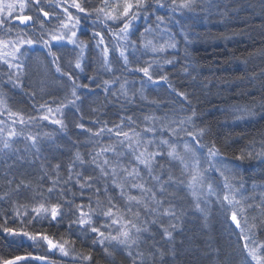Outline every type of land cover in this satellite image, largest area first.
Masks as SVG:
<instances>
[{
	"label": "trees",
	"instance_id": "16d2710c",
	"mask_svg": "<svg viewBox=\"0 0 264 264\" xmlns=\"http://www.w3.org/2000/svg\"><path fill=\"white\" fill-rule=\"evenodd\" d=\"M161 2L165 7L157 8L155 0H148L152 5L149 13L132 27L130 39L138 43L135 50L129 48L132 54L129 55L127 66L123 58L119 57L118 50L111 51L116 48L117 40L95 24L93 17L82 19L78 28L79 39L88 43L86 57L80 69L75 67L78 53L74 49L51 44V52L59 59L54 63L53 57L49 55L50 58H45L47 63L43 68L47 72L53 69L54 78H60L62 73H70L79 99L71 95L72 82L65 75L63 78L69 84L62 92L61 86L46 84L47 78L43 73L35 75L34 70L31 71L32 67L28 72L20 71L18 74L7 65L0 64V102H3L1 106L9 108L7 115L0 112V121H3L0 128L4 129V134L7 129L17 133L11 143L12 148L0 151V194L10 191L7 180H13L11 187H15L23 179L31 184L32 189L0 200V225L3 226L0 227V259H13L29 253L50 256L46 242L41 245L42 249L34 252L30 245L22 244L25 237L20 236L22 239L16 243L5 240L2 233H9L3 228L6 223H10L13 225L11 228L17 230L23 229L33 234L44 233L54 240L63 238L75 241L74 246L69 245L70 251L80 259L78 262L81 264L86 261L81 257L88 254L92 256V260L87 261L89 264H130L125 250L112 246L109 248L112 255H106L103 247L93 244L96 234L91 233L87 226L82 229L78 224L72 223L78 215L75 213V205H87L90 193L85 192L81 196L78 188H73L75 202L72 208H62L63 215L58 216L55 221L50 215L45 217L43 214L33 219L35 213L31 211L40 202L63 203V197L56 194L48 196L50 181L40 183L43 171H51L48 167L51 154L58 153L61 158L68 159L67 164L78 152L84 159H88V153L93 150L92 141L96 139L88 129L94 132L105 125L113 127L120 124L122 116L133 115L139 123L144 116L160 117L166 114L167 120L186 121L183 127L193 132L204 129L201 144L211 146L215 143L220 149L222 156L229 162L228 166L238 176L233 183H243L247 195L258 194L259 188L254 192L253 183L264 185V156L257 155L264 153V0H195L190 8L174 7L171 0ZM98 3L99 0H91L89 6ZM179 3L180 0H177V5ZM58 4L68 6L64 0H41L40 7L50 13L49 20L43 17L35 5L29 4L27 15L31 14L34 22L25 28L12 21V32L8 34L5 29H0V38L11 37L17 40L18 36H23L40 43L42 37L46 39L49 32L59 28L60 20L66 19L62 7H57ZM69 11L74 15H82L72 8ZM157 16L164 17L165 22L159 28L167 31L168 36L173 38L178 46L177 50L153 54L145 52L139 45L140 34L145 28L158 29ZM41 21H44L43 28ZM95 31L104 33L105 43L110 48V70L102 67L100 49L95 47L96 40L93 39ZM147 38L155 41V36L151 33L147 34ZM43 59L41 52L38 61L43 62ZM165 60L172 63H165ZM149 63L152 64V81L142 72L135 71ZM57 66L61 72L56 73ZM116 66L119 67L118 70H115ZM34 69L36 71L37 67ZM10 74L11 81L8 79ZM35 76L42 81L32 80ZM161 76H167V80L159 79ZM141 79L148 82L142 85ZM104 81L116 82L105 86ZM121 84H124L123 92L126 95L119 89ZM46 93L52 97L49 98ZM48 103H51L53 112L57 110L54 106L64 105L63 109L66 111L60 119L63 126L52 123V119H57L55 114L40 107ZM69 108L73 110L69 111ZM241 109H251L255 115L249 117ZM9 113L22 114L25 123L20 124L19 117ZM43 115H49L50 119H40ZM190 116L192 121L188 123ZM241 116L244 118L237 119ZM28 117L35 119L29 120ZM13 120L17 123L13 124ZM33 124L40 130L39 133L32 134L34 129L30 126ZM78 124L84 127H77ZM28 136L36 137L35 147L27 139ZM184 139L190 140L189 137ZM3 140L1 135L2 147ZM21 142L27 150L24 155L19 154V148L23 146ZM45 142L49 146L44 145ZM102 142H108L107 133ZM206 151L205 148V154ZM248 152L253 153L251 159H235L237 155L243 153L246 156ZM165 167L168 165L165 164ZM63 168L66 169L67 166ZM172 173L181 177L179 166L172 168ZM61 175H65V172L62 171ZM213 175L221 180L217 174ZM214 177L211 178L214 180ZM36 190L44 193L43 200L39 197L31 199ZM170 191L175 195L169 199L176 204L178 214H183L180 221H172L178 226L170 241L163 239L159 231L154 229L156 246L166 253L163 264H245L243 241L232 232L225 222V216L217 208L209 206L210 214L205 222L201 213L194 211L187 190L180 191L177 187ZM68 199H72L71 193L68 194ZM25 204L27 208L19 207ZM84 210L88 211V208L85 207ZM98 212L99 209L97 214ZM164 223L167 225L169 221L165 219ZM261 239H264V234ZM151 243H142L141 250H147ZM18 264L37 263L28 259ZM155 264H161L159 257Z\"/></svg>",
	"mask_w": 264,
	"mask_h": 264
},
{
	"label": "snow or ice",
	"instance_id": "6c2138e0",
	"mask_svg": "<svg viewBox=\"0 0 264 264\" xmlns=\"http://www.w3.org/2000/svg\"><path fill=\"white\" fill-rule=\"evenodd\" d=\"M171 2L174 7L190 8L195 0H180L179 5L177 0H171ZM40 3L41 0H14L10 3L0 0V29H5L10 34L12 21H19V24L25 28L30 22H34L33 16L24 14L29 4L35 5L44 18H49L50 13L40 7ZM64 3L68 6L62 7L58 4L57 7H62L66 19L60 20L58 29L48 33L50 39L41 38L43 45L49 48V54L53 57L54 63L59 58L51 52L53 46L51 41H66L67 44L80 48L83 52L87 45L84 41L78 40L77 30L82 19L93 17L95 24L100 25L117 40L116 48L111 51L118 50L119 57L123 58L125 66L128 65L129 55L132 54L129 48L135 50L138 43L130 39L131 29L135 21L146 18L145 14L149 13L152 5L148 3V0H99V3L93 6H89L91 0H64ZM155 4L157 8L165 7L161 0H155ZM17 7L19 14H16ZM69 8L75 9L76 13L82 15H74ZM156 19V27L159 28L165 20L163 16H157ZM43 25L44 21H41L42 28ZM151 32L152 29L149 27L140 34L139 45L145 52L163 53L167 48L176 47V44L172 42L166 41L160 44L154 42V39H148L147 34ZM93 39L96 40L95 47L100 49L102 67L110 70V48L105 43L104 33L93 32ZM34 43L36 41L31 38L25 39L23 36H18L17 40L0 38V64L7 65L9 69H19L21 66L13 62L19 59L21 46L25 44L31 46ZM164 62L172 63L170 60ZM75 67H81L79 59ZM151 67L152 64L149 63L148 66L138 67L135 71L142 72L149 81H152ZM56 71L61 72L59 66ZM62 75L67 76L72 82L71 95L79 99L72 75L70 73H62ZM8 79L12 80L11 74ZM159 79L167 80V76H161ZM115 82L104 81V85L108 86ZM120 90L126 95V92H123L124 84L120 85ZM180 95L184 94L180 93ZM74 102L70 101V103ZM40 107L47 108L48 113L53 111L46 104ZM59 110L58 108L56 111ZM240 111L246 112L249 117L255 115L251 109ZM9 115L18 116V122L25 123L22 114L9 113ZM243 118L237 117V119ZM28 119L33 120L35 117H28ZM40 119L47 121L50 117L43 115ZM120 120V124L113 127L105 125L94 132L88 129L92 137L96 138L92 141L93 150L88 153V159H84L78 152L66 169L60 163H56L49 165L51 171H43L40 183L45 180L50 181V186L47 188L48 196L56 194L64 200L63 203L60 201L38 203L31 209L35 213L33 219L43 214L45 217L50 215L55 221L58 216L63 215L62 208L65 206L72 208L75 202V193L72 189L78 188L81 196H84L85 192L90 195L87 205L84 203L75 205V213L78 215L72 223L78 224L82 229L87 226L91 233L96 234V239L93 240L94 245L103 247L106 255H112L109 251L112 246L125 250L130 264H155L157 257L163 264L166 253L156 246L154 229L158 230L165 240L170 241L173 238V231L178 225L172 221H180L183 213L178 214L176 204L169 197L175 195L170 190L178 187L180 191L187 190L194 211L201 213L205 222L210 214V205L225 216V222L232 232L244 241L242 248L245 264H253V262L264 264V239H261V235L264 234V185L253 183V191L259 188V192L257 195H247L243 183L238 185L233 183L238 176L228 166L229 162L222 156L220 149L215 143L211 146L201 144L204 129L193 132L183 127L186 121L167 120L166 114L160 117L147 115L139 123L133 115L122 116ZM191 121L190 116L187 122ZM51 122L63 126L60 119H52ZM15 123L17 121L13 120V124ZM77 127L84 126L78 124ZM3 132L4 129L0 128V134ZM105 133H107V143L102 142ZM16 135L15 130L9 131L8 139L3 140L0 151L10 149L11 138ZM184 137H189L190 140H185ZM27 139L35 147L36 137L28 136ZM257 155L264 156V153H257ZM252 156V152H248L246 156L241 153L235 159L243 161L245 158L251 159ZM20 159L23 160V157ZM204 163L207 167L203 166ZM165 164L168 165L167 168ZM176 166H179L181 177H176L172 173V168ZM62 171L65 175H61ZM210 174H218L221 182L214 183ZM6 183L10 191L0 194V200L20 195L24 190H32L31 184L23 179L16 183L15 187H11L13 180H7ZM69 193L72 194V199H68ZM37 197L43 200L44 193L36 190L31 199L36 200ZM19 207L27 208L28 206L25 204ZM85 207L88 211L84 210ZM97 209H99L98 214ZM250 213L254 214L250 215ZM17 215H19L18 211ZM25 215L28 213L25 212ZM165 219L169 221L167 225L164 223ZM0 227L3 226L0 225ZM3 230L13 236L26 237L33 242H46L49 250L58 249L64 256L69 255L66 246L75 244V241L69 239L54 240L44 233L32 234L23 229L17 230L10 227H4ZM147 242H152L150 247L147 250H141V244ZM30 258L46 259L43 256L32 257L28 254L16 256L13 259H0V264H18ZM81 258L86 261L92 260L91 254L83 255Z\"/></svg>",
	"mask_w": 264,
	"mask_h": 264
},
{
	"label": "rangeland",
	"instance_id": "374dc122",
	"mask_svg": "<svg viewBox=\"0 0 264 264\" xmlns=\"http://www.w3.org/2000/svg\"><path fill=\"white\" fill-rule=\"evenodd\" d=\"M3 2L4 3H10V2H14V0H3ZM30 9H29V7L25 10V13L24 14H27L28 13V11H29ZM16 14H19V9H18V7H17V12H16ZM28 15H31V14H28ZM32 16V15H31ZM139 22V20L138 21H136L135 22V24H133V27H135V25H136V23H138ZM32 22H30L29 23V25L31 24ZM157 23V22H156ZM90 24H92V22L90 23ZM90 24L89 23H86V26H88V27H90ZM22 27H24L23 25H21ZM168 32L167 31H162V29L161 28H158V29H156V30H153L152 29V32H151V35H153V36H155V41L154 42H158V43H160V44H163V43H165L166 41H168V42H172V43H175L174 42V40H173V38L169 35L168 36V34H167ZM79 30H77V37H78V40H81V39H79ZM4 39H7V38H4ZM8 39H13V38H11V37H8ZM46 39H50V37L48 36V34L46 35ZM13 40H16V39H13ZM82 41V40H81ZM84 42H85V44L87 45V47L86 48H84V50H83V52H81V50H80V48H77V47H74L73 45H71V44H67L66 43V41H51V44H55V45H58V46H62V45H64V46H66V47H71V49L73 50H75L77 53H78V57L76 58V60L77 59H79L80 60V63H81V66H82V64H83V60H84V57H86V53H87V48H88V43H87V41L86 40H83ZM170 48H167L165 51H167V50H169ZM47 51H49V48H46L44 45H43V43H34L33 45H31V46H29V45H27V44H25V45H22L21 46V53L19 54V59L18 60H16V61H14L13 63H15V64H19L21 67L19 68V69H17V68H12L11 70H14V71H16V72H18V74H20V71H23V72H28V70L29 69H31V67L34 69V68H36L37 67V70L35 71L34 70V72L38 75V74H42L43 73V75H44V77L45 78H47L46 79V81L45 82H47L46 84H48V83H50V85H55V86H57V85H61L60 83L59 84H56V81H58L57 80V78L55 79L56 81H55V84H52V82H48V81H51V77L52 78H54V75H53V69L50 71V72H46L45 73V71L46 70H44V68H43V65L45 64V63H47V62H45V58H50V54L47 52ZM41 52L43 53V56L45 55V57H43L44 59H43V62L42 61H38L39 59H40V56H41ZM25 53V54H24ZM76 62V61H75ZM6 66V65H5ZM7 67V66H6ZM42 69V70H41ZM80 69V68H79ZM31 74V73H30ZM51 76V77H50ZM120 89V88H119ZM3 104V102H0V112L1 113H3V114H5V115H7L8 113H7V111H8V109L9 108H6V107H3V106H1ZM61 111H63V113H61V111H58L55 115H57L58 117H60V116H64L63 114L65 113V111H66V109L64 110H62V109H60ZM69 111H71V109L69 108L68 109ZM10 130L9 129H7L6 130V134H4V133H2V134H0V136L2 135V138L3 139H8V136H7V134H8V132H9ZM16 136H14V137H12L11 138V143L13 142V140H14V138H15ZM21 145H23V143L21 142ZM2 148V144L0 143V149ZM11 148H12V145H11ZM10 148V149H11ZM8 150V149H7ZM204 155L206 156V154L204 153ZM202 161H203V157H202ZM203 166L204 167H207V164L206 163H204L203 164ZM211 175V177H214V175L213 174H210ZM218 175V174H217ZM214 180H215V183L216 184H219L220 182H221V180H217L215 177H214ZM211 206V205H210ZM212 207V206H211ZM67 247V246H66ZM57 252H58V255H60L61 257H63V258H67L68 257V259H71L72 257H73V254H71V251H69V255L68 256H64L58 249H57ZM253 264H254V262H253Z\"/></svg>",
	"mask_w": 264,
	"mask_h": 264
},
{
	"label": "bare ground",
	"instance_id": "6f19581e",
	"mask_svg": "<svg viewBox=\"0 0 264 264\" xmlns=\"http://www.w3.org/2000/svg\"><path fill=\"white\" fill-rule=\"evenodd\" d=\"M40 44H41V42H40ZM178 49V46L176 45V47L175 48H170L169 50H177ZM168 50V51H169ZM43 57H45V56H43ZM77 61V60H76ZM76 63V62H75ZM117 67V69H115V70H118L119 69V67L118 66H116ZM32 70H35V69H31V71ZM42 70V69H41ZM45 70V69H44ZM47 71H45V73H46ZM55 73V72H54ZM56 73H57V71H56ZM34 74L35 75H37L35 72H34ZM51 77V76H50ZM4 78H7V77H4ZM38 76H35V77H33V78H31L32 80H36V81H39V82H41L42 80H38ZM56 78H52L51 77V82H52V84H55V80ZM57 80H58V84L60 83L61 85H57V86H61V91L62 92H64V87L65 86H68V81L67 82H65L66 81V79H64L63 78V75L60 77V78H57ZM142 81L140 82L142 85H143V83H147L145 80H143V79H141ZM45 84V83H44ZM151 84V82H149L148 83V85H150ZM152 85H153V83H152ZM53 86H55V85H53ZM47 94V96L49 97V98H51L52 97V95L51 94H48V93H46ZM30 102H32V101H30ZM29 102V104H31ZM65 103V102H64ZM48 105H50L51 106V108H52V105H51V103H48ZM47 105V106H48ZM65 105H67L68 106V104H65ZM49 106V107H50ZM63 106L64 105H57V106H54L55 107V109H58V108H62L63 109ZM56 107H58V108H56ZM72 110H73V108H71ZM59 111H61V110H59ZM58 111H52V115H54V114H56ZM61 113H63V111H61ZM31 114V113H30ZM57 119H61V117L62 116H60V117H58L57 115H54ZM30 127H32V129H34L33 131H31L32 132V134H34L35 132H38L39 133V131L40 130H37V127L35 126V124H33V125H31ZM37 134V133H36ZM44 145H46V146H49V143L48 142H45V144ZM25 147L26 146H21L20 148H19V154L20 155H24V153H27V150L25 149ZM50 159H51V161L49 162V164H48V167H49V165H55L56 163H60L62 166H67L68 164H67V161H69L68 159H65V158H61V156L58 154V153H54V154H51V157H50ZM13 160H14V158H13ZM16 161V160H15ZM71 162V161H70ZM5 226L6 227H13V225H11L10 223L9 224H5ZM4 236H5V240H7V241H9V242H13V243H16L17 241H20L22 238L19 236V237H16V236H13V235H11V234H4V233H2ZM33 234V233H32ZM44 243L45 242H33V241H31V240H29V239H27L26 237L25 238H23V241H22V244H27V245H30L31 247H32V249H33V251L34 252H37V249L39 250V249H42L43 247L41 246L42 244L44 245ZM243 243H244V241H243ZM67 248H68V250L70 251L71 250V248L69 247V245L67 246ZM29 254H31V256L32 257H35V256H43V257H46V259L49 261V262H53L54 264H69V263H71V264H81V263H79L78 261H80V259H78L77 258V256H75V255H73V257L71 258V259H68V257L67 258H63V257H61L60 255H58V252H57V249H52V250H49V255L50 256H45V255H37V254H35V253H29ZM20 256H24V254L22 255H20ZM30 260H33L35 263H37V264H45L44 263V260H35V259H31L30 258ZM76 260V261H75ZM82 264H89L87 261H83L82 262Z\"/></svg>",
	"mask_w": 264,
	"mask_h": 264
},
{
	"label": "water",
	"instance_id": "95a60500",
	"mask_svg": "<svg viewBox=\"0 0 264 264\" xmlns=\"http://www.w3.org/2000/svg\"><path fill=\"white\" fill-rule=\"evenodd\" d=\"M15 21V20H14ZM16 23H18L19 21H15ZM25 256V255H24ZM44 263L45 264H54L53 262H49L47 259H44Z\"/></svg>",
	"mask_w": 264,
	"mask_h": 264
}]
</instances>
